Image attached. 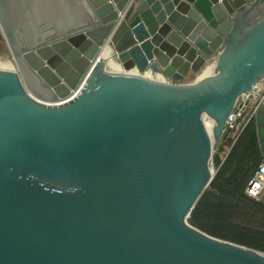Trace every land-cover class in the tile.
Wrapping results in <instances>:
<instances>
[{
	"label": "water",
	"instance_id": "1",
	"mask_svg": "<svg viewBox=\"0 0 264 264\" xmlns=\"http://www.w3.org/2000/svg\"><path fill=\"white\" fill-rule=\"evenodd\" d=\"M80 5L0 0V264H264L190 219L238 118L264 157V0Z\"/></svg>",
	"mask_w": 264,
	"mask_h": 264
},
{
	"label": "trees",
	"instance_id": "2",
	"mask_svg": "<svg viewBox=\"0 0 264 264\" xmlns=\"http://www.w3.org/2000/svg\"><path fill=\"white\" fill-rule=\"evenodd\" d=\"M229 147L230 151L221 157ZM215 178L196 204L192 225L210 236L264 252V201L245 197L262 156L252 127L228 136L214 154Z\"/></svg>",
	"mask_w": 264,
	"mask_h": 264
},
{
	"label": "rangeland",
	"instance_id": "3",
	"mask_svg": "<svg viewBox=\"0 0 264 264\" xmlns=\"http://www.w3.org/2000/svg\"><path fill=\"white\" fill-rule=\"evenodd\" d=\"M80 3L82 4L83 0H58V4L61 6L62 14L72 15V12H73V14L78 12V14H75V16H79V17L84 18L86 16L85 12H83V11L79 12V10H81ZM72 17L73 16H71V20H73ZM9 62L11 64L13 63L12 56H11L9 48H8L4 38L2 36V33L0 31V63H9ZM240 131L241 130L237 131V129L236 130L234 129L232 131V133L230 134L231 138L235 139L237 137V135H239ZM226 149L228 150L229 147H227ZM226 149H225V151H227ZM222 155L224 156V154H222Z\"/></svg>",
	"mask_w": 264,
	"mask_h": 264
},
{
	"label": "built area",
	"instance_id": "4",
	"mask_svg": "<svg viewBox=\"0 0 264 264\" xmlns=\"http://www.w3.org/2000/svg\"><path fill=\"white\" fill-rule=\"evenodd\" d=\"M263 82L264 81H262L255 89L256 93L260 94L264 91V85H262ZM244 193L246 195L245 197L256 202L264 201V157H262L255 174L246 185Z\"/></svg>",
	"mask_w": 264,
	"mask_h": 264
},
{
	"label": "bare ground",
	"instance_id": "5",
	"mask_svg": "<svg viewBox=\"0 0 264 264\" xmlns=\"http://www.w3.org/2000/svg\"><path fill=\"white\" fill-rule=\"evenodd\" d=\"M110 54L108 51H105L104 55H103V58L105 60H107V68L111 71H118L119 68L118 66L116 65V63L114 61H112L110 59ZM0 68L1 69H12L13 68V65L9 62V63H0ZM209 74V69H207L204 73V75H208Z\"/></svg>",
	"mask_w": 264,
	"mask_h": 264
},
{
	"label": "crops",
	"instance_id": "6",
	"mask_svg": "<svg viewBox=\"0 0 264 264\" xmlns=\"http://www.w3.org/2000/svg\"><path fill=\"white\" fill-rule=\"evenodd\" d=\"M72 14H73V12H72ZM75 14V13H74ZM195 76H193V75H190V76H188L187 78H186V80H192L193 78H194ZM262 85H264V82L262 83ZM241 101H243V100H245V97L244 98H241L240 99ZM244 121H243V119L242 118H238V122L236 123L237 124V126H236V128H235V130L237 129V131H239V130H242V128H243V126H244ZM241 132V131H240ZM240 134V133H239ZM238 136V135H237ZM231 137V136H230ZM227 150V149H226ZM230 151V149H228L225 153H224V156L223 155H221V157L224 159L225 158V156H227V153Z\"/></svg>",
	"mask_w": 264,
	"mask_h": 264
},
{
	"label": "flooded vegetation",
	"instance_id": "7",
	"mask_svg": "<svg viewBox=\"0 0 264 264\" xmlns=\"http://www.w3.org/2000/svg\"><path fill=\"white\" fill-rule=\"evenodd\" d=\"M261 154V153H260Z\"/></svg>",
	"mask_w": 264,
	"mask_h": 264
}]
</instances>
